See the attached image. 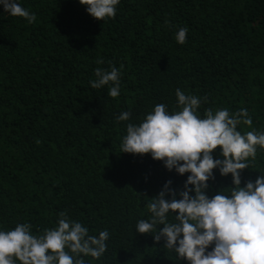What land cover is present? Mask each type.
<instances>
[{
  "label": "trees",
  "instance_id": "obj_1",
  "mask_svg": "<svg viewBox=\"0 0 264 264\" xmlns=\"http://www.w3.org/2000/svg\"><path fill=\"white\" fill-rule=\"evenodd\" d=\"M20 3L35 22L0 6V229L29 223L43 234L64 212L90 235L110 234L105 253L85 264H187L136 224L168 181L179 193L188 174L122 153V138L157 104L179 111L178 88L201 98V117L246 108L252 126L237 130L264 132V0H120L104 21L79 0ZM112 66L121 72L117 98L111 85L90 86L97 68ZM123 111L128 121L117 120ZM213 156L222 159L219 149ZM247 163L241 187L264 175V149ZM213 171L206 194H230L231 175Z\"/></svg>",
  "mask_w": 264,
  "mask_h": 264
},
{
  "label": "clouds",
  "instance_id": "obj_2",
  "mask_svg": "<svg viewBox=\"0 0 264 264\" xmlns=\"http://www.w3.org/2000/svg\"><path fill=\"white\" fill-rule=\"evenodd\" d=\"M79 2L91 17L104 21L115 17L120 0ZM0 6L11 16L28 23L36 21V15L20 0H0ZM188 31L180 28L176 42L186 43ZM94 74L91 88L111 85L108 95H120L117 67L110 71L97 68ZM175 95L179 111L169 112L166 105L157 104L139 124L128 123L122 138V153L150 154L169 171L188 174L183 191L175 192L168 181L159 195L150 199L151 217L138 221L136 232L155 233L156 242L163 240L187 264H264V175L241 187V172L248 168V159L256 157L257 147L264 149V132L242 134L237 130L241 124L252 126L246 108L235 113L227 108L207 109L201 117L197 112L200 97L179 88ZM130 116V111H123L117 120L128 121ZM216 149L222 159L214 158ZM214 169L222 177L231 175L234 187L230 194L219 191L211 198L206 194L209 180L215 179ZM59 216L56 225L44 229L43 234H33L29 223L0 229V264H85L82 257L99 259L105 253L108 230L90 235L81 222L64 212Z\"/></svg>",
  "mask_w": 264,
  "mask_h": 264
}]
</instances>
